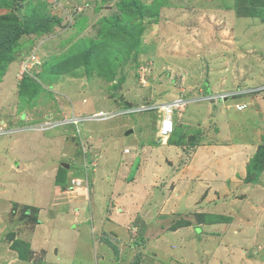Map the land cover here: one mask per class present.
Masks as SVG:
<instances>
[{
    "label": "rangeland",
    "instance_id": "rangeland-1",
    "mask_svg": "<svg viewBox=\"0 0 264 264\" xmlns=\"http://www.w3.org/2000/svg\"><path fill=\"white\" fill-rule=\"evenodd\" d=\"M260 2L262 5H255ZM230 15L242 17L257 15L256 17L263 22L264 0H0V123H2L0 132H3L2 127L6 128L4 126L6 122H10L11 126L9 127H12L13 130L17 129L15 127L17 124L25 123V128L29 127L28 119L37 120L40 113L38 107L43 103V112L49 113L52 119L49 123L58 126V132L52 136L51 140L54 143H59L61 153L63 146L66 147L69 141L73 142L71 153H76L77 157L81 155L83 158L82 153L84 154L85 149L90 150L89 145L96 143L84 141L78 134L81 127L75 124L82 118L87 119L90 114L88 112L82 114L78 110L75 115L73 114L74 116H71L73 111L70 110V105L73 101L67 98H73L72 96L77 93V97H79L85 87L86 94L84 92L82 101H88L86 95L93 96L92 102L96 104L97 108L100 105L103 111L112 114V119L108 122L111 125H103L106 126V131L109 128L108 134L100 136V139L113 136L116 130V117L119 119L120 117H129V120L136 117L135 115L118 114L119 108L131 102L137 104L136 106L139 108L144 107L150 102L153 103L154 99L151 94L163 95L167 101L175 93L178 95L192 93L190 91L183 94V90L188 88L193 91L194 88H198L197 86H201L208 74L218 73L217 71L212 72V68L210 69L212 60L217 59V65L222 66L228 62L230 57L228 54L235 53V50L228 51L230 47H234V40L230 38L232 30ZM249 26L253 28L252 25ZM222 42L228 44L227 52L226 49L220 50ZM248 54L252 53L248 52ZM225 56L227 57L225 58ZM243 58H251V55H243ZM257 58L260 59V64L255 68L262 72L264 49ZM242 67L237 68L238 73L244 70L245 75H240L241 79L249 77L246 66ZM227 79L226 76L225 80L227 81ZM246 82L250 81L246 80ZM245 86H248L243 87L247 94L243 97L252 96L251 99L254 101L257 99L264 102V79L253 78V82L247 83ZM234 88H238V85L232 88L228 84L225 90ZM63 93L68 96L66 97ZM50 97H54L55 101L50 100ZM62 99L66 102L60 106L58 102L61 103ZM52 101L55 103L57 101V111L47 108L55 105ZM262 106L264 107V103ZM59 107H67V109L59 111ZM259 111H264V109L261 108ZM157 113L158 111H154L153 118ZM44 124L39 122L36 126ZM17 127L22 128L23 126ZM210 127L211 125L206 127L203 133ZM112 128H114L113 133ZM59 136L64 140L62 138L59 140ZM261 138H264V135H261ZM6 139H8L6 136H0L1 155H8L4 154L5 148L10 144ZM169 141L172 142L174 139L170 138ZM93 142L95 141L93 140ZM120 145V143L109 142L103 147L108 149L109 153L116 151V156L119 157L122 150V147L118 150ZM93 150L91 151L93 152ZM125 151L128 152L129 149ZM49 153L41 156H46ZM94 154L95 156L89 157L85 164L87 168L94 166V158L98 156V153ZM1 155L0 178L2 174H8L9 177L7 182L0 179V181L6 182L4 188L0 186V202L1 205H5L8 201L17 199L14 198V188H11V179L14 176L12 172L14 171L5 170L7 166L3 168L4 158ZM18 156L22 162L25 160L28 162L27 159L33 158L35 154L31 152L28 156L26 153H19ZM149 157L156 160L160 168L163 165L165 168L157 174L160 176L154 177L148 187L159 185V188H162L166 183H172L171 185L174 184V189H176L179 183L178 176L181 173H177L179 169L176 170V166H179L183 161L173 163V161H166L162 157L152 158L149 153L144 155V159ZM61 158L55 160V156L52 158L48 155L42 159L41 165L34 167L35 171L29 170L31 175L35 174L34 182H29V185H33L34 192L36 187L39 188L37 171L43 167H50L52 161L59 163ZM61 164L64 167L65 161L63 160ZM258 166V169L263 170L264 160ZM254 172L248 174V177L255 178L260 173L255 172L256 174H254ZM261 176L263 175L261 174ZM77 179L79 184L84 185L83 187L87 190L85 182L83 183L80 176L75 180ZM16 180L20 181V185H24L29 179L20 170L16 174ZM260 182L262 183L253 187H262V189L251 193L249 188L245 193H242L236 184L230 183L223 191L206 194L202 201L201 199L194 200L195 205H187V209L181 207L183 211L179 216L167 219L168 223L164 228L175 229L188 224L226 222L230 217L221 214H234L237 209L242 210L243 213L237 214L240 218L238 221L235 220L232 227L239 223L238 225L244 229L250 221L256 224L260 223L259 225L264 227V182L262 178ZM116 188L118 187H115L114 190ZM170 188L166 185L162 190L169 195ZM51 190H53L52 187ZM86 192H88L87 194L91 193L88 190ZM72 196L69 194V197ZM246 198L250 200V203L246 201ZM237 199L240 200L237 201ZM175 203L178 202L175 201ZM218 204L221 206H216ZM249 205H252L249 207L252 214L247 209ZM216 209L220 211L218 214L215 213ZM75 211V209L71 210L73 213ZM39 217L35 209H26L25 206L16 204H10L0 215V218H4L7 223L19 222L21 226L26 225L28 230H31L36 223L41 222ZM46 218L48 217L46 216ZM206 233L210 234L214 231L208 230ZM245 233L246 231H244V235ZM148 234L142 243L145 244L148 241L156 249V244L153 241L160 242L163 238H156L155 231H149ZM11 237L13 235L8 236V238ZM245 237L248 238V236ZM251 237L253 240L245 242L244 239V242H239L237 248L239 253L231 258V253H235L237 249L230 251L229 239L215 243L217 247L212 254L214 258L218 247L227 248L224 252H228L226 258L224 252L221 255L217 254L216 261L212 259V256L206 258L203 255V247L200 246L204 239L202 236L200 239L189 238V246V243L186 244L181 235L178 241L170 237L169 240L164 241L165 243L163 242L162 246H157L156 251L160 249L161 251L158 252H162L160 261L155 260L156 254L152 252L150 255L154 254V260L149 257H141L138 252L136 255H139V258L133 255L134 257L127 264H218L222 257L225 264H229L234 258L237 259L232 264H264L263 242L257 240L254 233L251 234ZM98 239L100 243H105L112 248L113 256L110 262L119 258L117 257L119 255L118 247L115 245L116 239L111 241V237L105 236V234L100 235ZM95 241L97 242V238ZM96 242L91 247L93 248L90 250L91 253L94 250L97 251L95 249L98 246ZM128 242H131V238ZM141 246L138 245L137 250ZM195 246L196 249H194ZM13 247L16 248V246ZM187 247H191L190 250H193V259L188 262L185 259ZM38 256L40 257L39 253ZM38 256L36 255L34 259H38ZM110 262L105 264H111Z\"/></svg>",
    "mask_w": 264,
    "mask_h": 264
},
{
    "label": "crops",
    "instance_id": "crops-1",
    "mask_svg": "<svg viewBox=\"0 0 264 264\" xmlns=\"http://www.w3.org/2000/svg\"><path fill=\"white\" fill-rule=\"evenodd\" d=\"M256 16H229L232 24L230 38L234 40V47H230L228 51L235 50V53L228 54L229 60L224 64L222 63V66L217 65V59L212 60L210 69L212 68V72L217 71L218 73L208 74L203 84L193 89L197 95L201 90H203L202 92L223 90L228 84L232 88L237 85L238 87L241 85L245 87L247 83L253 82V78L264 79V64L262 65V72L255 68L260 64V59L257 58L258 54L263 53L264 49V32H262L264 19L261 22V19ZM249 25L255 28L253 29ZM227 45L222 42L220 50L226 49L227 52ZM248 52L252 54H248ZM243 55H251V58L244 59ZM244 65L250 78L241 79V76L245 75L244 70L238 73L237 68H243ZM224 76H227V81ZM246 80L250 82H246ZM85 89L84 87L83 93L79 97H77V93L72 96L73 98H67L73 101L70 105V110L73 111L71 116L75 115L78 110L82 114L83 112L91 114L96 110H102L100 105L97 108L96 104H93V96L86 95L88 101H82L84 92L86 94ZM151 96L155 102L166 100L163 95L151 94ZM251 97L240 96L232 102V104L246 103V107L242 110H236L231 103L228 104L227 102L189 101L182 112H178L174 118V132L162 142L157 139L155 133L159 125L160 115L157 114L153 118L154 111L142 110L129 114L136 116L130 120L129 117H120V119L116 117V130L113 136L101 139L100 136L107 135V131H109V128L106 131V126L103 125H111L108 122L112 116L82 118L77 124L78 127H81L78 134L84 141L96 143L95 145L90 144V150L85 149L84 154L81 152L83 158L81 155L77 157L76 153H71L74 145L71 141L66 144V147L63 146L61 153L59 143H54L51 140L52 136L57 134L58 126L49 123L41 127L36 126L39 122L46 124V122L52 121L49 113L43 112V103L42 106L38 107L40 113L37 120H34L38 121L37 123L34 124L30 118L28 119L29 127L25 128V123L23 125L17 124V126L23 127L15 126L17 129L13 130L12 127H9L11 126L10 122H6L4 124L6 128L2 127L3 132H0V136H6L8 138L6 141L10 142L4 150V154L9 156L0 155L4 158L3 168L7 166L5 170L14 171L12 172L14 176L11 179V188H14V198L17 200H10L5 205H1L0 202V215L5 212L10 204L28 206L38 212L41 222L36 223L32 229L30 228L31 230H28L26 225L21 226L19 222L7 223L4 218H0V264L109 263L113 256L112 248L98 241L99 236L104 234L111 237V241L116 239L115 245L118 247L117 253L119 255L117 257L119 258L110 262L111 264H127L138 252L141 257H149L152 260L156 254L155 260L158 262L162 252H158L161 251L160 249L156 251L157 246H162L163 242L169 240L170 237L178 241L180 235L186 244L189 243L190 240L188 239L191 237L200 239L201 236L203 238L207 236L202 239L200 244L203 247L202 253L206 258L212 256L217 247L215 243H221L225 239L230 241V251L237 249L239 242L253 240L252 233L264 245V230H262L264 227L259 225L260 223L256 224L250 221L244 229L238 225L239 223H236L234 228L232 227L235 220L238 221L240 218L237 214L243 213L239 209L234 214H221L230 217L229 221L226 222L188 224L175 229L164 228L168 223L167 219L179 216L183 211L181 207L187 209V205L196 204L194 200L201 199L202 201L206 194L223 191L230 183L236 184L242 193H245L248 188L250 193L262 189V187L253 186L261 184V178L264 182V169L260 168L255 171L257 174L260 172L257 177H248V174L255 170H253L255 156L259 151L261 152V147L264 150V138H261V135H264V111H259L261 108L264 109L262 106L264 102L257 99L254 101ZM50 100L55 101L54 97H50ZM63 102L66 101L62 99V102H58V104L61 106ZM56 104L57 101L55 105L47 108L57 111ZM130 104L136 105L132 102ZM62 109H67V107H59V111ZM210 125L211 127L203 133L205 128ZM113 131L114 128H112V133ZM170 138H173L174 141L170 142ZM109 142L121 144L118 147V150L122 147L119 157L116 156V151L109 153L108 149L103 147ZM92 149L95 151L92 152ZM126 149L129 151H125ZM31 152L35 156L27 159L28 162L26 160L22 162L18 159L19 153H26L30 156ZM47 152L50 153L41 156ZM95 152L98 153V156L94 158L95 164L91 166L92 169L91 167L87 168L85 164H87L89 157L95 156ZM148 153L152 158L162 157L166 161H173V163L183 161L179 166H176V170L179 169L177 173L181 172L178 176V187L174 189V184L166 183L168 188L171 187L169 195L163 192L166 185L162 188H159V185L148 187L153 182L154 177L165 168V165L160 168L158 162L150 159V157L144 159V155ZM48 155L52 158L55 156V160L62 158L59 163L52 161L50 167H43L37 171L39 188L36 187L34 192L33 185H29V182H34L35 174L31 175L29 170L35 171L34 167L41 165L42 159ZM34 159L37 160L30 162ZM63 160L65 161L64 167L61 164ZM20 170L29 179L24 185H20V181L16 180V174ZM255 172L254 174H256ZM145 173L148 175H143ZM78 176L83 180V183L85 182L86 189L91 192L90 194H87V190L83 187L84 185L79 184L78 179L75 180ZM8 178V174H2L0 179L7 182ZM6 182L0 181V186L4 188ZM47 187H49L48 190H46ZM115 187L118 188L114 190ZM69 194L73 196L69 197ZM247 198L246 201L250 203ZM239 200L237 199V201ZM201 201L200 204H202ZM216 206H221V204ZM250 206L252 205L247 208L249 211ZM74 209L76 210L75 213L71 212ZM219 212L216 209L215 213L218 214ZM250 213L252 214V211ZM208 230L214 231V233L207 234ZM240 230L242 231L240 232ZM149 231H155L156 238H163L160 242L153 241L156 244V249L148 241L145 244L142 243ZM244 231H246L245 235ZM9 235H13V237L8 238ZM96 238L97 242L95 241ZM129 238H131L130 243L128 242ZM95 242L98 244L95 248L97 251L94 250L91 253L90 250L93 249L91 247L94 246ZM138 245H142V249L137 250ZM190 248L187 247L185 254L187 262L193 259V250ZM149 249H151L150 252H148ZM226 249L218 247L216 249L218 252L215 251V258L212 256V259L216 261L217 254L221 255ZM20 252L27 255V258L21 257ZM151 252L154 254L150 255ZM238 253L237 249L235 253H231L230 258ZM224 254L225 258L228 257V252H224ZM36 255L39 257L38 259H34ZM136 257L139 258V255ZM222 258H220L219 263L217 261L218 264H225ZM236 259L234 258L229 264H232Z\"/></svg>",
    "mask_w": 264,
    "mask_h": 264
},
{
    "label": "clouds",
    "instance_id": "clouds-1",
    "mask_svg": "<svg viewBox=\"0 0 264 264\" xmlns=\"http://www.w3.org/2000/svg\"><path fill=\"white\" fill-rule=\"evenodd\" d=\"M203 84V83H202ZM245 87H248V86H245ZM251 87V86H250ZM182 89V88H181ZM185 88L183 90V94L186 93V92H192V93H187L185 95H178L177 93L173 94V96L167 100V101H163V102H155L153 101L150 102V104L148 105H144V107H138L136 105H124L122 108H119V111H118V114L122 113L123 115H129V114H133V113H136V112H140L142 110H146V111H158L157 114L160 115V121H159V125L157 126L156 128V136H157V139L162 142L163 140H167L168 137L174 132L175 130V116L177 115L178 112H182V110L184 109V106L189 102V101H194V100H205V101H208V102H227L228 104H232V102H234V100L240 96H243L245 94H247V92L245 91V89L243 88V86H240L238 88H235L233 90H218V91H207V92H202L203 90L199 91L198 92V95L192 91V90H189ZM246 92V93H245ZM176 98H182L183 100V106L180 110H177L174 112L173 116H172V121H173V128H172V131L170 133H168L167 135H162L160 133V124H161V119L163 117V106L172 101V100H175ZM233 107L236 109V110H242L243 108L246 107V103L242 104V103H233L232 104ZM99 111V112H98ZM106 111H103V110H96L95 112H92L88 118H94V117H98V118H104V117H109V116H112V114L110 112H106ZM74 116V115H73ZM72 118H75V117H72ZM71 118V120H72ZM70 120V121H71ZM81 121V120H80ZM80 121H78L75 125H77ZM51 122V121H50ZM47 123L49 122H46V124L44 125H39L38 127H41V126H45L47 125ZM51 124V123H49ZM73 124V123H71ZM6 131V130H4ZM131 131V130H129ZM128 131V133H129Z\"/></svg>",
    "mask_w": 264,
    "mask_h": 264
},
{
    "label": "built area",
    "instance_id": "built-area-1",
    "mask_svg": "<svg viewBox=\"0 0 264 264\" xmlns=\"http://www.w3.org/2000/svg\"><path fill=\"white\" fill-rule=\"evenodd\" d=\"M33 58V57H32ZM183 106L182 98H176L163 106V117L160 124V133L164 136L172 131V116L175 111L180 110Z\"/></svg>",
    "mask_w": 264,
    "mask_h": 264
},
{
    "label": "trees",
    "instance_id": "trees-1",
    "mask_svg": "<svg viewBox=\"0 0 264 264\" xmlns=\"http://www.w3.org/2000/svg\"><path fill=\"white\" fill-rule=\"evenodd\" d=\"M255 4V3H254ZM255 5H262L261 4V2L258 4V3H256ZM263 148H264V146H263ZM264 160V150L262 149V147H261V152L259 151V153L255 156V161H254V166H253V170L254 171H256L257 169H258V164H260L262 161ZM260 169V168H259ZM26 207V209L28 208V209H32V210H34V208H30V207H28V206H25ZM18 248H19V245H18ZM20 256L21 257H25V258H27V255H25V254H22L21 252H20Z\"/></svg>",
    "mask_w": 264,
    "mask_h": 264
},
{
    "label": "bare ground",
    "instance_id": "bare-ground-1",
    "mask_svg": "<svg viewBox=\"0 0 264 264\" xmlns=\"http://www.w3.org/2000/svg\"><path fill=\"white\" fill-rule=\"evenodd\" d=\"M106 113V112H105Z\"/></svg>",
    "mask_w": 264,
    "mask_h": 264
}]
</instances>
